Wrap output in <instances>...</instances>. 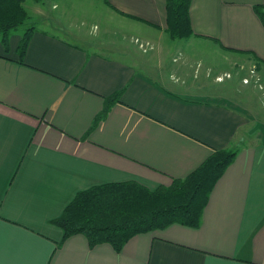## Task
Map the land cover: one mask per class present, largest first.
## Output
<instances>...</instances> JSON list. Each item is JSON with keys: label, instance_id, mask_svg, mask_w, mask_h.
<instances>
[{"label": "crops", "instance_id": "obj_1", "mask_svg": "<svg viewBox=\"0 0 264 264\" xmlns=\"http://www.w3.org/2000/svg\"><path fill=\"white\" fill-rule=\"evenodd\" d=\"M257 3L192 0L193 34L172 38L165 0H25L33 28L22 59L23 33L11 30L8 47L0 33V264H264V118L221 100L229 95L210 81L185 88L163 74L170 60L176 71L202 56L207 69L241 55L264 71ZM215 148L237 154L199 226L140 232L120 251L82 233L61 242L51 220L78 191L169 185Z\"/></svg>", "mask_w": 264, "mask_h": 264}, {"label": "trees", "instance_id": "obj_2", "mask_svg": "<svg viewBox=\"0 0 264 264\" xmlns=\"http://www.w3.org/2000/svg\"><path fill=\"white\" fill-rule=\"evenodd\" d=\"M38 1V0H37ZM167 31L172 38L193 34L190 17L192 0H165ZM25 0H0V33L6 47L9 33L28 18ZM264 22V4L254 5ZM33 27H28L19 42L22 59ZM117 91L106 99L95 117L92 129L103 119L111 105L120 99ZM237 154L235 148H215L193 171L174 178L169 185L150 188L136 180H122L92 185L76 193L62 213L51 220L67 237L82 233L91 247L109 243L120 251L135 234L164 228L172 223L192 227L201 224L204 208L218 179Z\"/></svg>", "mask_w": 264, "mask_h": 264}, {"label": "rangeland", "instance_id": "obj_3", "mask_svg": "<svg viewBox=\"0 0 264 264\" xmlns=\"http://www.w3.org/2000/svg\"><path fill=\"white\" fill-rule=\"evenodd\" d=\"M30 25L31 19L28 16L23 23L18 25L15 32L24 33ZM225 57L221 56L222 59L213 60L212 66L208 67L210 69H207V64L203 62L198 63L202 59L212 61L208 60V57L202 56L199 60L188 62L182 68L176 69V71L173 67L178 65V62L170 60L164 64L163 74L171 75L173 71L175 75L173 78L177 77V80H175L176 84L182 85L185 88L187 86L194 88L202 81H210L214 90L217 86H220L230 97L227 98V96L222 95L221 100L229 99L228 102L239 109L242 108L241 110L252 113L254 117L259 116L264 118V71L261 70L257 63L254 64V62L252 63L244 59V56L241 55H238L236 64L228 68V61ZM225 68H228L227 72L222 73L216 80H213L214 75L219 71L223 72V70H226ZM155 69L158 71L161 68L155 67ZM211 71L212 73H210ZM217 99L219 100L220 96H216L215 100Z\"/></svg>", "mask_w": 264, "mask_h": 264}, {"label": "built area", "instance_id": "obj_4", "mask_svg": "<svg viewBox=\"0 0 264 264\" xmlns=\"http://www.w3.org/2000/svg\"><path fill=\"white\" fill-rule=\"evenodd\" d=\"M245 80H246V81H248V79H247V78H245Z\"/></svg>", "mask_w": 264, "mask_h": 264}]
</instances>
